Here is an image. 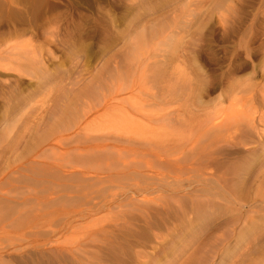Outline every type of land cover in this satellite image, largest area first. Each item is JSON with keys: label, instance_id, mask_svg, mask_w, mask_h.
<instances>
[{"label": "rangeland", "instance_id": "rangeland-1", "mask_svg": "<svg viewBox=\"0 0 264 264\" xmlns=\"http://www.w3.org/2000/svg\"><path fill=\"white\" fill-rule=\"evenodd\" d=\"M15 44L14 53L36 59V67H46L47 77L41 81L37 75L20 76L0 68V196L12 199L16 207L8 208L7 201H0V242L22 239L33 222L59 227L77 211L113 198L112 207L80 219L76 225L82 229L66 237L82 243L86 232L107 228L101 239L125 247V264H264V223L256 220L246 225L260 207L248 206L240 212L218 192L226 186L241 202L261 199L264 192V105L259 100L264 88V0H0V58L11 59L14 54L8 49L13 50ZM245 79L256 85L253 111H249L251 104H237L244 98L234 88ZM177 86L184 88L182 94L172 92ZM145 92H156L158 97L153 100ZM104 95L113 97L110 109L96 106ZM19 101L25 105L18 111L7 110L8 104ZM237 105L244 113L245 106L249 111L245 114L249 119H244L247 127ZM227 109L240 111V115L234 113L244 130L233 123L231 131H238L248 146L238 145L235 138L230 141L235 144L223 137L225 141L217 138V143L213 134L204 133L209 118L234 114ZM85 148L88 153L104 148L99 161H112L113 166L104 167L103 176L94 181L79 175L63 180L60 171L73 170L72 164L75 170L83 162L86 166L97 154L91 157ZM82 151L91 160L76 156ZM240 160V171L226 170ZM153 173L156 177L148 180L146 175ZM238 175L242 181L237 182ZM205 179L208 194L197 197L190 188L185 190L189 184L196 186L194 190L202 188L200 181ZM149 185L154 187L137 192ZM143 197L157 201L139 202ZM208 200L212 203L208 208L197 204ZM260 211L264 214V208ZM36 217L41 220L35 221ZM101 243L88 241L85 249L105 258L107 264L109 252L99 250Z\"/></svg>", "mask_w": 264, "mask_h": 264}, {"label": "bare ground", "instance_id": "bare-ground-1", "mask_svg": "<svg viewBox=\"0 0 264 264\" xmlns=\"http://www.w3.org/2000/svg\"><path fill=\"white\" fill-rule=\"evenodd\" d=\"M15 35V34H14ZM11 36V35H10ZM16 36H17V34H16ZM244 36V35H243ZM245 37V36H244ZM256 38V37H255ZM255 38H254V40H255ZM13 39V38H12ZM6 40L7 39H5V41L3 40V42L5 43L6 42ZM9 42H10V40H8ZM7 41V42H8ZM240 41H242V40H240ZM3 43V44H4ZM244 43H246V42H243V44ZM7 44V43H6ZM2 45V44H1ZM7 46V45H6ZM17 45L15 44V45H13V50L10 48V49H8V52H9V50L10 51H12L13 52V54L16 56L15 58H14V55H12V57L15 59V60H11L12 59V57H11V59H10V57H8V60H7V57L5 56V57H1L0 58V68H2V69H5V70H14L15 72L17 71L18 72V74L20 75V76H28V77H30V76H36L37 75V78L38 79H40L41 81H44L45 80V78L47 77V75L45 74V68H44V66L42 65V64H40V65H42V67H36V64H37V62H36V59H34V58H30V56L28 57V58H26L25 56L23 57V58H19V55H18V53H14V51H15V49L17 50V47H16ZM1 48V47H0ZM264 48V47H263ZM243 49V48H242ZM1 50V49H0ZM10 53V52H9ZM9 53H7V54H9ZM9 55H11V54H9ZM18 56V57H17ZM10 59V60H9ZM20 60H22L21 62H20ZM13 65V66H12ZM38 65V64H37ZM261 65L263 66V74H264V53H263V55H262V59H261ZM258 67V66H257ZM44 68V69H43ZM261 69V68H260ZM16 72V73H17ZM251 78H253V77H251ZM250 78V79H251ZM244 79V78H243ZM252 80V79H251ZM131 82V81H130ZM195 82V81H194ZM193 82V83H194ZM250 81H247L246 79L245 80H240L239 82H236V86H235V88L234 89H237L238 91H239V93H240V96L241 95H243V98H244V100L246 99V101L244 102V100H242L243 102L242 103H237V104H241V107H243L242 106V104L244 103V105H246L245 103H247V104H249L248 106H250V104H251V108H250V110L249 111H253V107H254V105H252V104H255V96L253 95V94H255V92H254V90H255V88H256V85L255 84H253V83H249ZM200 83H202V82H199V84ZM131 84V83H130ZM203 84V83H202ZM206 84V83H205ZM195 85H198L197 83H195ZM204 85V84H203ZM199 87H200V85H198ZM208 86V85H207ZM104 87V86H103ZM123 88V87H122ZM192 88H193V86H192ZM194 88H195V86H194ZM261 88H263V87H261ZM121 89V88H120ZM154 89V88H153ZM158 89V88H157ZM229 89V88H228ZM233 89V88H232ZM136 90H138L137 88H136ZM183 90H184V88L183 87H176L172 92L175 94V95H179V94H182L183 93ZM196 90V89H195ZM194 90V91H195ZM198 90H200V89H198ZM261 90V89H260ZM111 91H113V90H111ZM116 91V90H115ZM114 91V92H115ZM134 91H135V89H134ZM134 91H132V94L134 95ZM151 91H153V90H151ZM156 91V90H155ZM205 91V90H204ZM225 91V90H224ZM121 92V91H120ZM140 92V91H139ZM190 92V91H189ZM192 92V91H191ZM231 92V91H230ZM230 92H228V93H230ZM235 91L233 90V92L232 93H234ZM237 92V91H236ZM109 93V92H108ZM107 93V94H108ZM119 93V92H118ZM196 93V92H195ZM227 93V94H228ZM231 93V94H232ZM238 93V92H237ZM259 93H261V97L259 98V100H260V102L264 105V88L262 89V91L261 92H259ZM62 94L64 95V96H66L67 95V91H62ZM101 94H103V93H101ZM144 94H146V95H148L147 94V92H145ZM185 94V93H184ZM189 94V93H188ZM225 94V93H224ZM112 95V94H111ZM172 95V94H171ZM195 95V94H194ZM235 95H236V93H235ZM257 95V94H256ZM260 95V94H259ZM108 96V95H107ZM107 96H105L104 95V97L102 98V100H101V102H99L96 106H98V107H101V108H104L105 110L106 109H108L109 107H110V103H112V102H110L111 100L110 99H113V97H109V98H107ZM152 97V99L154 98H157L158 97V93H156V92H153V93H151V94H149L148 95V97ZM174 96V95H173ZM181 96V95H180ZM179 96V97H180ZM234 96V95H233ZM246 96H247V98H246ZM131 97H133V96H131ZM134 97H135V95H134ZM137 97V96H136ZM140 97V96H139ZM149 97V98H150ZM196 97V96H195ZM232 97V96H231ZM230 96H229V98H231ZM239 97V96H238ZM238 97H234L235 99H240V97L238 98ZM68 98V97H67ZM99 98V97H98ZM97 98V99H98ZM147 98V97H146ZM193 98V97H192ZM69 99V101L70 102H72L73 100H70V98H68ZM114 99H116L115 97H114ZM122 99V98H121ZM140 99V98H139ZM153 99V100H154ZM191 99V98H190ZM195 99V98H194ZM229 100V99H228ZM110 102V103H109ZM233 102H235V101H233ZM65 103V102H64ZM235 103V104H236ZM142 104V103H141ZM23 105H25V104H21V102L19 101V103L18 104H16V105H14V104H8L7 105V110H8V108H9V110L10 111H18L21 107H23ZM63 105H67L66 103L65 104H63ZM92 106H93V104H91ZM147 105V104H146ZM153 106V105H152ZM230 106H231V103H230ZM230 106H229V108L228 109H233V108H230ZM238 106V105H237ZM19 107V108H18ZM64 107V106H63ZM68 107V106H67ZM97 107V108H98ZM233 107V106H232ZM234 107H236V105L234 106ZM263 107V106H262ZM237 108H239V106L237 107ZM236 108V109H237ZM258 108V106H257V104H256V108L254 109V111H256L257 112V109ZM261 108V107H260ZM110 109V108H109ZM227 109V110H228ZM240 109H242V111L240 110ZM244 109H245V111H246V113H244V111H243V108H239V110L241 111V112H243L244 114H242V115H240V111L239 110H237L235 113H237L238 115H240L241 116V119H242V117H243V115L245 116V114L247 115V113H249V111H248V109L246 110V106L244 107ZM90 110H91V108H90ZM112 111V110H111ZM229 111V110H228ZM228 111H226L227 113H228ZM231 111H233V110H231ZM231 111H229V112H231ZM248 111V112H247ZM224 112V111H223ZM233 112V113H234ZM109 113V112H108ZM111 113H113V112H111ZM232 113V112H231ZM232 113V114H233ZM234 113V114H235ZM251 113V112H250ZM254 113V112H253ZM258 113V112H257ZM260 113V112H259ZM218 114V113H217ZM224 114H226L225 112L224 113H222V114H218V115H222V116H216L215 117V119H211L210 120V118L208 119L209 121L203 126V128H204V130H205V134L206 135H208V134H210L211 136H212V134L214 135V136H212V140H215V141H217V143L219 142L218 140L221 138V137H223L224 139H226V141H231V140H233L234 138V141H235V143H237L238 145L240 144V146L242 145V143H243V145H244V147H245V145H247L248 146V143L246 142L245 143V141H246V139H244V138H241L240 139V137H239V135L237 136V134L235 133V131L236 130H234V132H232L231 131V129H233L232 127L233 126H231V124H233V123H236L235 125H234V127L236 128L237 127V129L239 128V127H241V128H243L242 129V131L244 130V127H242V125L241 126H238L239 125V122H237V120H236V118H237V114H233V115H228L227 114V116H223ZM85 116H86V114H84ZM106 115V114H105ZM237 115V116H236ZM252 115V114H251ZM263 115H264V113H263ZM85 116H83L84 118H85ZM145 116V115H144ZM151 116V115H150ZM150 116H149V120L152 118V116H151V118H150ZM156 116V115H155ZM157 116H159V115H157ZM104 117V116H103ZM161 117V116H160ZM160 117H159V119H160ZM212 117H213V115H212ZM246 117V118H245ZM245 117H243V125H245V127H247L246 125H248L247 123H245L244 122V119H249V117H247V116H245ZM252 117H254L253 115H252ZM251 117V118H252ZM256 117V116H255ZM254 117V118H255ZM69 118V117H68ZM99 118H101V120H103L102 119V116L100 117L99 116ZM112 118H114V117H112ZM145 118H147V117H145ZM163 118H165V116L163 117ZM240 118V117H239ZM57 119H59L58 117H57ZM74 119V118H73ZM94 119H96V122H97V118L95 117ZM153 119V118H152ZM152 119L150 120V121H152ZM260 119H261V117H260ZM260 119H258V121H261ZM263 119H264V117H263ZM79 120V119H78ZM100 120V119H99ZM111 120V119H110ZM109 120V121H110ZM113 120H115V119H113ZM113 120H111L112 122H113ZM143 120V119H142ZM142 120H141V123H142ZM162 120V119H161ZM160 120V121H161ZM171 120V119H170ZM59 121L62 123V122H64V121H61L60 119H59ZM82 121V120H81ZM80 121V122H81ZM91 121H93V122H91V124L93 123H95L94 121L95 120H91ZM107 121H108V118H107ZM240 121V120H239ZM264 121V120H263ZM100 122V121H99ZM112 122H110V123H112ZM138 122V121H137ZM144 122H145V120H144ZM147 122V121H146ZM145 122V123H146ZM164 122V121H163ZM166 122V121H165ZM180 122V121H179ZM183 122V121H182ZM241 122V121H240ZM52 123V122H51ZM57 123V122H56ZM56 123H54V124H56ZM88 123V122H87ZM106 123V122H105ZM139 123L140 122H138L137 123V125H139ZM140 123V124H141ZM181 123V122H180ZM237 123H238V125H237ZM249 123V122H248ZM256 123L258 124V122L256 121ZM260 123V122H259ZM58 124V123H57ZM63 124V123H62ZM66 124V123H65ZM64 124V125H65ZM96 124V123H95ZM148 124H150V123H148ZM250 124H251V126L253 127V125L252 124H254V120L252 119L251 120V122H250ZM250 124H249V126H250ZM59 125V124H58ZM63 125V126H64ZM73 125H75V123H73ZM87 125H90V124H87ZM97 125V124H96ZM136 124L134 125L135 127L137 126ZM143 125V124H142ZM184 125V124H183ZM237 125V126H236ZM77 126H78V124H77ZM105 126V125H104ZM133 126V127H134ZM140 126V125H139ZM139 126H137V128L138 129H140V127ZM194 126V125H193ZM250 126V127H251ZM262 126V125H261ZM260 126V127H261ZM264 126V125H263ZM53 127V126H52ZM61 127V126H60ZM80 127V126H79ZM88 127V126H87ZM144 126H142V128H143ZM183 127V126H182ZM105 128V127H104ZM192 128H195V126L194 127H192ZM201 128V127H200ZM241 128H239V129H241ZM249 128V127H248ZM75 129H76V127H75ZM137 129V130H138ZM146 129V128H145ZM191 129V128H190ZM254 129V128H253ZM259 129V128H258ZM257 129V130H258ZM261 129V128H260ZM259 129V130H260ZM262 129H264V128H262ZM129 130H131V129H129ZM134 130V129H133ZM157 130V129H156ZM247 130V129H246ZM75 131V130H74ZM128 131V130H127ZM132 131V130H131ZM136 131V130H135ZM134 131V132H135ZM139 131V130H138ZM145 131V130H144ZM196 131V130H195ZM227 131V132H226ZM248 131V130H247ZM262 131V130H261ZM134 132H132V133H134ZM236 132H238V131H236ZM262 132H264V130L262 131ZM54 133V132H53ZM66 133V132H65ZM64 133V134H65ZM72 133V132H71ZM198 133V132H197ZM196 133V134H197ZM225 133V134H224ZM242 133V132H241ZM241 133H239V134H241ZM68 134V133H67ZM70 134V133H69ZM138 134V133H137ZM195 134V133H194ZM243 134V133H242ZM260 134V133H259ZM135 135H136V133H135ZM204 135V134H203ZM222 135H224V136H222ZM236 135V136H235ZM249 135V134H248ZM254 135V134H253ZM256 136H258L257 134H255ZM261 135H264V133H262ZM57 136V135H56ZM63 136V135H62ZM79 136V135H78ZM195 136H197V135H195ZM194 136V137H195ZM217 136V137H216ZM243 135H241V137H242ZM260 136V135H259ZM69 137V136H68ZM200 137V136H199ZM249 137V136H248ZM95 138V137H94ZM192 138V137H191ZM204 138H205V136H204ZM209 138L211 139V137L209 136ZM218 138V140H216ZM233 138V139H232ZM260 138V137H259ZM53 139V138H52ZM52 139H51V141H52ZM57 139V138H56ZM64 139V138H63ZM69 139V138H68ZM73 140H74V138H72ZM89 139V138H88ZM187 139V138H186ZM190 139V137L188 138V140ZM195 139V138H194ZM197 139V138H196ZM200 139V138H199ZM198 139V140H199ZM222 139V138H221ZM220 139V140H221ZM224 139H222L223 141H225ZM258 139V138H257ZM261 139V138H260ZM91 140H93V138L91 139ZM140 140V139H139ZM187 140V141H188ZM221 140V143L223 142ZM262 140H263V138H262ZM50 141V140H49ZM60 141V140H59ZM71 141V140H70ZM58 142V141H57ZM129 142V141H128ZM195 142H199V141H195ZM195 142H192L193 144L195 143ZM211 143H212V141H210ZM229 142H228V144H229ZM259 142H261V141H259ZM262 142H264V140L262 141ZM53 143H54V141H53ZM148 143V142H147ZM188 143V142H187ZM191 143V144H192ZM225 143V142H224ZM230 143H233V141L232 142H230ZM235 143H233V144H235ZM51 144H52V142H51ZM201 144V143H200ZM233 144H232V146H233ZM98 145V144H97ZM258 145V144H257ZM96 145H94V147H95ZM189 146H190V144H189ZM192 146V145H191ZM227 146H229V145H227ZM231 146V145H230ZM260 146V145H259ZM97 147V146H96ZM114 147V146H113ZM182 147V146H181ZM180 147V148H181ZM185 147V146H184ZM221 147V146H220ZM236 147H237V145H236ZM251 147H252V145H251ZM255 147V146H254ZM92 148V147H91ZM108 148H110V151H111V146H109ZM116 148V147H115ZM183 148V147H182ZM182 148L180 149V150H182ZM191 148V147H190ZM226 148V147H225ZM233 148V147H232ZM248 148V147H247ZM89 149V148H88ZM174 149V148H173ZM223 149V148H222ZM239 149V148H238ZM242 148H240V150H241ZM85 153L87 154L88 153V151H87V149L85 148ZM116 150H119L120 151V149H116ZM115 150V151H116ZM231 150V149H230ZM236 150V149H235ZM246 150V149H245ZM249 150H251L250 148H249ZM105 149L103 148V149H100V150H98V151H94V152H96L97 154L99 153V155L97 156V154L96 155H94V152H89L91 155V157H92V155H94L93 157V159L91 160V159H88L87 158V155H85V157L88 159V160H91L89 163L87 162V164L89 165H86V166H83V164H84V162L82 163V167H80V168H78L77 170H75V167H73V164H72V169L73 170H67V171H65V173H67V175H65V176H70V178H67L66 179V177H64V172L63 171H60V172H62V175H63V178H62V176H61V178L64 180V178H65V180H71V179H75V178H73V176H77V175H79L80 177L82 176V177H84V179L85 180H87V181H89L90 182V180H92L93 179V181H94V179H96V178H98L99 176H103V175H100L101 173H103V170H104V167L106 168V169H108L112 164H111V162H103V161H99L100 160V158L99 157H103V154H105ZM112 151H113V149H112ZM134 151V150H133ZM136 151V150H135ZM178 151H179V149H178ZM229 151V150H228ZM233 151V150H232ZM256 151H258V150H256ZM78 152H81V151H78ZM77 152V153H78ZM124 152V151H123ZM167 152V151H166ZM165 151L163 152V153H166ZM171 152V151H170ZM176 152H177V150H176ZM185 152V151H184ZM222 152V151H221ZM220 152V153H221ZM226 152H227V150H226ZM225 152V153H226ZM250 152V151H249ZM259 152H261V150L259 151ZM84 153V151H82V153H79L78 155L76 154V156H83L84 157V155H82V154H85ZM88 153V154H89ZM133 153V152H132ZM169 153V152H168ZM178 153V152H177ZM180 153V152H179ZM244 153L245 152H243V155H244ZM81 154V155H80ZM127 154V153H126ZM144 154V153H143ZM176 154V153H175ZM186 154V153H185ZM184 154V155H185ZM222 154V153H221ZM253 154V153H252ZM101 155V156H100ZM127 155H129V154H127ZM134 155H136V154H134ZM133 154H132V156H134ZM145 155V154H144ZM243 155L241 156V157H243ZM105 156V155H104ZM110 156V155H109ZM111 156H113V155H111ZM117 156V155H116ZM171 156H174V155H171ZM78 157V158H79ZM84 157V158H85ZM120 157H121V155H120ZM239 157V156H238ZM83 158V159H84ZM85 158V159H86ZM115 158V157H114ZM114 158L112 159L111 157H110V159H112V160H114ZM161 158V157H160ZM174 158V157H173ZM178 158V157H177ZM226 158V157H225ZM229 158H231V157H229ZM256 158V157H255ZM121 159H123L122 157H121ZM163 159V158H162ZM180 159V158H179ZM228 159V158H227ZM254 159V158H253ZM260 159H261V157H260ZM73 160V159H72ZM101 160H103V159H101ZM107 160H108V158H107ZM164 161H165V159H163ZM163 160L161 161L162 162V164H163ZM172 160V159H171ZM174 160V159H173ZM178 159H176V161H177ZM226 160V159H225ZM231 160V159H230ZM229 160V161H230ZM256 160H257V158H256ZM264 160V159H263ZM74 161H75V158H74ZM76 161H79L78 159H76ZM105 161V160H104ZM110 161V160H109ZM115 161L117 162V159L115 158ZM120 161V160H119ZM123 161V163H124V161H126V160H121V162ZM130 161V160H129ZM135 162H136V160H134ZM251 161H254V160H251ZM73 162V161H72ZM92 162V163H91ZM99 162V163H98ZM128 162V161H127ZM172 162V161H171ZM178 162H179V160H178ZM263 162V161H262ZM71 163V162H70ZM81 164V161H79L78 162V164ZM129 163V162H128ZM138 163L139 162H137V165H135V163H133L132 161H130V164H134V166H139L138 165ZM226 163H227V161H226ZM229 163V162H228ZM228 163H227V165H228ZM237 163V165H231V166H228L227 167V171H232V172H238V171H240L239 170V168H241V167H243V163L241 162V160L239 161V162H236ZM75 164H76V162H75ZM79 164V165H80ZM91 164V165H90ZM119 164V163H118ZM164 164H165V162H164ZM168 165H169V163H167ZM223 164H225V163H223ZM67 165V164H66ZM69 165V164H68ZM85 165V164H84ZM117 165V164H116ZM128 165V167H130L131 165H129V164H127L126 163V166ZM149 165V164H148ZM175 165V164H174ZM248 165V164H247ZM254 165V164H253ZM252 165V166H253ZM70 166V165H69ZM76 167L78 166L77 164L75 165ZM113 166V165H112ZM173 166V165H172ZM177 165H175L174 167H176ZM249 166V165H248ZM260 166V165H259ZM125 167V166H124ZM131 167H133V166H131ZM147 167V166H146ZM169 167V166H168ZM149 168V167H148ZM170 168H172V167H170ZM179 168V165L177 166V169ZM215 168H217V167H215ZM247 168V167H246ZM254 168V167H253ZM122 169H123V167H122ZM150 169V168H149ZM181 169H183V168H180L179 170H181ZM256 169V168H255ZM259 169H261V168H258V170ZM62 170V169H61ZM124 170H125V168H124ZM216 170V169H215ZM226 171V172H227ZM251 171H253L252 170V168H251ZM251 171H249V172H251ZM260 171V170H259ZM263 171H264V169H263ZM156 172V171H155ZM154 172V173H155ZM161 172V171H160ZM219 172H221V171H219ZM256 172V171H255ZM255 172H253V174L255 173ZM2 173V172H1ZM0 173V174H1ZM51 173V172H50ZM64 173V174H63ZM151 174V175H146V177L147 178H149L148 180H150L151 181V179L153 180L154 179V177H156V175L155 174ZM211 173V172H210ZM261 173H263L262 172V170H261ZM149 174V173H148ZM216 174V173H215ZM248 174V173H247ZM257 174V173H256ZM255 174V175H256ZM141 175H143V174H141ZM140 175V176H141ZM162 175V174H161ZM220 175V174H219ZM262 175H264V174H262ZM40 176V175H39ZM72 176V177H71ZM78 176V177H79ZM217 176H218V173H217ZM248 176H250V174H248L247 175V177ZM253 176V175H252ZM260 176V175H259ZM55 177V176H54ZM81 177V178H82ZM221 177V176H220ZM223 177L224 176H222V179H223ZM227 177V176H226ZM225 177V178H226ZM258 177V176H257ZM264 177V176H263ZM228 178V177H227ZM79 179V178H78ZM84 179H83V181L82 182H84ZM217 179V178H216ZM248 179V178H247ZM261 179V178H260ZM32 180V179H31ZM62 180V181H63ZM164 180V179H163ZM226 180V179H225ZM237 182H238V180H239V175H238V177H237ZM39 181V180H38ZM44 181V180H43ZM239 181H242V180H239ZM263 181H264V179H263ZM40 182V181H39ZM66 182V181H65ZM82 182H80V184L82 183ZM92 182V181H91ZM191 182V181H190ZM205 182H207V180L205 179L204 181L202 180V181H200V183H201V185L203 186L202 188H199V189H195L194 190V188L196 187H192L193 185L192 184H189V185H187L186 186V188H185V190L186 191H190V189L191 190H193L194 192L193 193H197V194H195L194 196H197V197H199V195L198 194H200L201 193V195H202V193L204 194H208V192L210 191V189L209 188H204V186H205ZM248 182H250V181H248ZM247 182V183H248ZM75 184H76V182H74ZM79 183V182H78ZM94 183V182H93ZM159 182H157V184H158ZM193 183V182H192ZM208 183V182H207ZM223 183V182H222ZM242 183V182H241ZM244 183H246V182H244ZM254 183V182H253ZM50 184H51V182H50ZM87 184H88V182H87ZM154 184V183H153ZM258 184V183H257ZM60 185H63L64 187H65V184L63 183V184H60ZM68 184L66 183V186H67ZM84 186H85V184H83ZM159 185H161V184H159ZM158 185V186H159ZM177 185V184H176ZM244 185V184H243ZM255 185V184H254ZM261 185V184H260ZM263 185V184H262ZM0 186L2 187V184H0ZM71 186H73V185H71ZM70 186V187H71ZM79 186H81V185H79ZM79 186H77V190H79L78 189V187ZM0 187V188H1ZM54 188L56 187V186H53ZM52 186H51V188H53ZM59 187L60 186H58V188L57 189H59ZM74 187H76V186H74ZM73 187V188H74ZM82 187V186H81ZM81 187H79V188H81ZM90 187V186H89ZM154 186L153 185H149L148 187H144L143 189H140V188H138L137 189V192H140V191H142V192H144L145 190H149L150 188H153ZM206 187V186H205ZM210 187V186H209ZM247 187V186H246ZM250 187V186H249ZM61 188V187H60ZM65 188H67V187H65ZM179 188V187H178ZM182 188V190H183V187H181ZM190 188V189H189ZM255 188V187H254ZM258 188H259V186H258ZM257 188V189H258ZM83 189V188H82ZM81 189V190H82ZM90 189V188H89ZM122 189H124V188H122ZM245 189V188H244ZM256 189V188H255ZM2 190V189H1ZM60 190V189H59ZM86 190V189H85ZM99 190V189H98ZM97 190V191H98ZM105 190H107V189H105ZM155 190V189H154ZM180 190V189H179ZM242 190V189H241ZM218 191V190H217ZM263 191H264V189H263ZM11 192V191H10ZM94 191H92L91 193H93ZM105 192V191H104ZM219 193H220V195H222V198H225L226 200H228V201H231L232 202V204L234 205V208H236L237 210L239 209V211L243 208H246V207H251V206H255V207H257V208H259L260 207V209H256L254 212H253V214H254V216H250L249 218L252 220V221H249L248 220V222H247V224L246 225H250V224H252V225H254L255 223V221L256 220H258L257 222H259L260 223V221H262L263 223H264V214H262L261 213V208H264V192H262V196H259V197H261V199H256V200H249V201H247V202H244V201H242L241 202V200H239L238 198H236V197H234L232 194V192L228 189V188H226V186H225V188L223 187V189L221 190V191H218ZM253 192V191H252ZM3 193V192H2ZM6 193V192H5ZM54 193H57V192H54ZM99 193V192H98ZM122 193V192H121ZM134 194H136V191H134L133 192ZM222 193V194H221ZM7 194V193H6ZM10 194V193H9ZM60 194V193H59ZM254 194V193H253ZM87 195V194H86ZM11 196V195H10ZM56 196V195H55ZM88 196V195H87ZM16 197V196H15ZM80 197V196H79ZM243 197H245L246 198V195H244ZM253 197V196H252ZM0 198H1V200L0 201H2V200H4V201H7V202H5V204H6V206H8V208H12V207H14V208H16L15 206H12V202H11V200L12 199H10V198H6L5 196H0ZM14 198V197H13ZM16 198H18V197H16ZM64 198V197H63ZM68 198H72L73 199V197H68ZM75 198V197H74ZM88 198V197H87ZM94 198H96V197H94ZM241 199V198H240ZM251 199V198H250ZM43 200V199H42ZM66 200H67V198H66ZM92 200V199H91ZM95 200V199H94ZM155 200L156 199H149V198H145V197H143V198H141L140 200H138L139 202H141V203H148V202H155ZM248 200V199H247ZM80 201V200H79ZM96 201V200H95ZM94 201V202H95ZM157 201V200H156ZM246 201V200H245ZM87 202V201H86ZM115 200L113 199V198H109L108 200H106V201H101V202H99L98 204L97 203H95V204H93L92 206H90L89 208H86V209H84V210H82V211H77L73 216H71L72 218H70V219H67L62 225H59V227L57 226V227H55L54 225H39L38 223V225L37 224H35V225H33L34 224V222H33V224L32 225H28L29 227V231L28 232H26V233H24L22 236H23V238L22 239H20V240H17V241H10L9 243H6V242H0V264H106L105 263V261H106V259L104 258H100V257H95V256H93V254H91V252H90V250H87V248L85 249V247H86V244H88V241L91 243H93V242H96V241H98V242H102L101 243V245H99V247H101V246H103V248L102 249H99L100 251H103V249H104V251L106 250L107 251V254H108V252H109V259L107 260V264H111V262H115V264H125V247H116L115 245H114V242L112 241V242H108L107 240H104V239H101L102 238V236L104 235H107V233H108V231H109V229H107L106 227V229H104V227L103 228H101V231L99 230V229H94V231H89V232H86V233H88V234H84V237L86 238L84 241L85 242H83L82 241V243L81 242H79V241H77V240H74V239H76L74 236V238H72L73 240H69L67 237H66V234L67 233H69V232H72V233H75L76 231H80V229H82V228H78L77 227V225H76V223L80 220V219H83V218H89V216H91V215H93V214H95V213H98L100 210H102V209H104V208H110V207H112V205L113 204H115ZM2 203V202H1ZM4 203V202H3ZM25 203V202H24ZM44 203V202H43ZM92 203H93V201H92ZM166 203V202H165ZM248 203V204H247ZM4 204V205H5ZM21 204V203H20ZM19 203H17V205L16 206H18V205H20ZM22 204H23V202H22ZM44 204H46V203H44ZM69 204V203H68ZM197 204L198 205H200L201 207H203V208H208L207 206H209L208 204H212L211 203V201L210 200H208V201H200V202H197ZM1 205V204H0ZM3 205V206H4ZM30 205V204H29ZM120 205V204H119ZM118 205V206H119ZM116 206V205H115ZM118 206H116V207H118ZM5 207V206H4ZM3 207V208H4ZM115 207V208H116ZM121 207V206H120ZM225 207H227V206H225ZM24 208V207H23ZM43 208H44V205H43ZM83 208H85L84 206H83ZM119 208V207H118ZM222 208H224V206H222ZM25 209V208H24ZM18 210V209H17ZM21 210H23V209H21ZM232 210V209H231ZM24 211V210H23ZM19 212V211H18ZM220 212V211H219ZM241 212V211H240ZM243 212V211H242ZM24 213H25V211H24ZM23 213V214H24ZM41 213V212H40ZM257 213V215H256V217H255V214ZM6 214H8V213H6ZM22 215V213H19V215ZM48 214V213H47ZM63 214V213H62ZM10 215H11V212H10ZM5 216V215H4ZM7 217H8V215H6ZM37 216H38V214H37ZM45 216H46V214H45ZM54 216V215H53ZM62 216V215H61ZM86 216H88V217H86ZM7 217H3L4 219H6ZM10 217H12L13 218V215L12 216H10ZM24 217H26V216H24ZM23 217V218H24ZM70 217V216H69ZM2 218V219H3ZM11 218V219H12ZM18 218V216L16 217V219L15 220H18L17 219ZM28 218V217H27ZM68 218V217H67ZM10 219V220H11ZM24 219H26V218H24ZM36 219L37 220H35V218H34V220L35 221H40V220H38V218L36 217ZM45 219V218H44ZM64 219V218H63ZM244 219V218H243ZM20 220V219H19ZM33 220V221H34ZM212 220V219H211ZM13 221V220H12ZM43 221V220H42ZM20 222V221H19ZM22 222V221H21ZM56 223H58V222H56ZM79 223V222H78ZM102 223V222H101ZM254 223V224H253ZM262 223V224H263ZM10 224H11V222H10ZM14 224H17L16 222L14 223ZM41 224H42V222H41ZM11 226V225H10ZM14 226H16V225H14ZM78 226H80V225H78ZM89 226V225H88ZM97 226V225H96ZM152 226V225H151ZM80 227H84L83 225H81ZM91 226H89V229H91L90 228ZM94 228H95V226H93ZM92 227V228H93ZM251 227V226H250ZM78 228V229H77ZM14 229H16V228H14ZM20 229V228H19ZM23 229V228H22ZM77 229V230H76ZM151 229V228H150ZM149 229V230H150ZM97 230H99L100 232L99 233H94V232H96ZM134 233V232H133ZM139 234V233H138ZM71 235H74V234H71ZM125 236V235H124ZM81 237V236H80ZM83 237V238H84ZM107 237V236H106ZM123 237V236H122ZM241 237V236H240ZM62 238H64V240L62 239ZM67 238V239H66ZM82 238V237H81ZM121 238V237H120ZM9 239V238H8ZM80 239V238H79ZM114 239V238H113ZM124 240H125V238H124ZM125 243H123V245H124ZM90 246H92V245H90ZM113 246H115L114 248H113ZM115 248H117V250L116 251H113V250H115ZM113 249V250H112ZM134 249V248H133ZM99 251V252H100ZM93 252V251H92ZM96 252V251H95ZM98 252V253H99ZM111 252V253H110ZM94 253V252H93ZM97 254V253H96Z\"/></svg>", "mask_w": 264, "mask_h": 264}]
</instances>
